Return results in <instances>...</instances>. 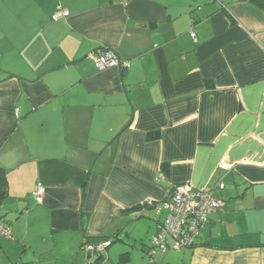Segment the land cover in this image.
Segmentation results:
<instances>
[{
  "label": "crops",
  "instance_id": "obj_1",
  "mask_svg": "<svg viewBox=\"0 0 264 264\" xmlns=\"http://www.w3.org/2000/svg\"><path fill=\"white\" fill-rule=\"evenodd\" d=\"M258 1L0 0V264H88L104 237L100 264H264ZM103 51L129 66L99 69ZM184 183L224 204L151 255L146 202Z\"/></svg>",
  "mask_w": 264,
  "mask_h": 264
},
{
  "label": "built area",
  "instance_id": "obj_2",
  "mask_svg": "<svg viewBox=\"0 0 264 264\" xmlns=\"http://www.w3.org/2000/svg\"><path fill=\"white\" fill-rule=\"evenodd\" d=\"M70 15V11L59 7L52 18L58 21ZM193 38H196L195 31H191ZM97 67L101 70L110 67H128V61H122L113 52H101L94 56ZM46 189L40 184L34 198L41 202ZM154 206L157 214L164 216L159 220L157 232L151 237L150 253L166 252L169 249L181 250L192 247L195 239L204 227L211 214L218 211L224 202L215 197L213 191L195 188L190 183L176 185L168 197L160 203L153 201L146 202ZM0 234L10 237L12 235L9 224L0 218ZM111 244V240L99 242L84 241L83 248L88 255L99 256ZM89 263V261H88Z\"/></svg>",
  "mask_w": 264,
  "mask_h": 264
},
{
  "label": "trees",
  "instance_id": "obj_3",
  "mask_svg": "<svg viewBox=\"0 0 264 264\" xmlns=\"http://www.w3.org/2000/svg\"><path fill=\"white\" fill-rule=\"evenodd\" d=\"M258 3H260V1L257 0ZM7 196V177H6V172L4 171L3 168L0 167V206L2 205L3 203V200L6 198ZM110 239L111 240V243L113 242L114 239H111V238H107V237H104L103 239L99 240V241H103V240H108ZM87 241H90V242H95V241H91V240H88L86 239ZM98 241V242H99ZM90 255H89V263L88 264H100V261L102 260L101 258H103V255H99L97 256L96 260L95 261H90Z\"/></svg>",
  "mask_w": 264,
  "mask_h": 264
},
{
  "label": "rangeland",
  "instance_id": "obj_4",
  "mask_svg": "<svg viewBox=\"0 0 264 264\" xmlns=\"http://www.w3.org/2000/svg\"><path fill=\"white\" fill-rule=\"evenodd\" d=\"M96 258H97V256H96V255H93V256H91V257H90V259H91L92 261H95V260H96Z\"/></svg>",
  "mask_w": 264,
  "mask_h": 264
},
{
  "label": "water",
  "instance_id": "obj_5",
  "mask_svg": "<svg viewBox=\"0 0 264 264\" xmlns=\"http://www.w3.org/2000/svg\"><path fill=\"white\" fill-rule=\"evenodd\" d=\"M103 52H108V51H103Z\"/></svg>",
  "mask_w": 264,
  "mask_h": 264
}]
</instances>
